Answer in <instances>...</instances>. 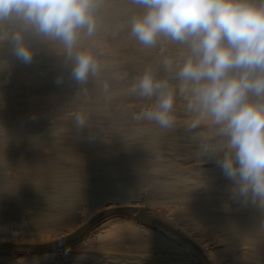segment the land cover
Segmentation results:
<instances>
[{
    "label": "clouds",
    "instance_id": "9594fccd",
    "mask_svg": "<svg viewBox=\"0 0 264 264\" xmlns=\"http://www.w3.org/2000/svg\"><path fill=\"white\" fill-rule=\"evenodd\" d=\"M130 47L138 58H118ZM38 54L74 86L75 140L110 143L122 124L182 133L222 170L224 210L264 221V0H0V77Z\"/></svg>",
    "mask_w": 264,
    "mask_h": 264
},
{
    "label": "bare ground",
    "instance_id": "6f19581e",
    "mask_svg": "<svg viewBox=\"0 0 264 264\" xmlns=\"http://www.w3.org/2000/svg\"><path fill=\"white\" fill-rule=\"evenodd\" d=\"M139 55L131 47L117 51L118 58H138ZM38 57L47 66L43 75L29 72L24 75L23 72L25 78L21 80L17 73L11 72L2 80L11 81L15 85L13 89L7 88L0 79V96L13 110L14 133L22 143L10 148L14 150L11 165L6 164L9 160L4 152L6 149L0 148V168L10 165L12 170L9 178L5 176L6 180L0 182V245L52 242L72 233L101 210L136 207L182 234L209 264H217L213 256L219 257L220 248L221 252L226 251L222 257L227 256L229 264L232 261L264 264V221L259 218V211L235 204L230 210H224L226 201L220 200L219 195L225 192L228 181L214 163L200 165L190 154L182 133L165 137L153 126L135 128L122 124L116 128L118 136L110 143L100 138L92 143L75 140L71 132V114L80 104L71 99L74 86L55 82L58 68L54 66V57L45 54H38ZM31 94L39 97L26 100ZM27 116L29 118L25 119ZM24 127L37 131L23 136L26 134ZM177 150H182L193 162L184 170L191 178L178 173L171 175L172 171L163 164L161 153ZM218 181L221 187L216 186ZM49 194L54 196L49 197ZM156 195L184 209L193 221L203 225L202 228H210L212 242L207 243L209 246H201L203 241L198 242L175 222L138 204L141 199ZM97 208L99 210L85 217ZM12 214L16 215V221L5 222ZM81 218H84L82 224L61 236L41 238L44 233L57 230L60 225L77 223ZM15 231H22L21 238H12ZM197 236L201 240L205 234L199 231ZM106 245L114 249L128 245L142 252L158 248L187 257L189 264H201L175 241L126 214H118L117 218L85 232L77 242L52 252L15 253L11 259L3 256L11 254H0V264H33L37 257L41 258V264H59L76 258L86 260L92 250Z\"/></svg>",
    "mask_w": 264,
    "mask_h": 264
},
{
    "label": "rangeland",
    "instance_id": "374dc122",
    "mask_svg": "<svg viewBox=\"0 0 264 264\" xmlns=\"http://www.w3.org/2000/svg\"><path fill=\"white\" fill-rule=\"evenodd\" d=\"M33 66H35V68ZM46 71H47V66H45V63L41 61L38 55L35 57L34 62L30 65H25L23 63H20L19 61H13V66L11 69V72L17 73V75H19L18 78L21 80L25 78L24 75H26V73L28 72L36 76H39V75L41 76ZM22 73L24 75H22ZM3 78L4 77H0L1 80ZM4 81L5 80H2L1 82L4 83L7 88L13 89L15 87V85L11 81H6V82ZM37 97H39L38 94H31L28 98H26V100H33ZM2 100L3 102L2 104H0V148L4 146V148L6 149L4 152L6 153V157L9 159L7 160L6 164L10 163L11 165L12 164L11 158L13 157L14 150L10 148L19 147L22 145V143L20 141L21 139L19 140V138H17V136H15L16 134L14 133V130H15L14 122L16 118L13 115L14 114L13 110L11 107L8 106V104L6 103L7 101H4V99ZM5 106H8V107H5ZM3 107L5 108V110ZM7 115L8 117H6ZM27 118H29V116H27L25 119ZM23 129H26V134H23V136H31L32 134H34V132L37 131V129H34L33 127H24ZM27 130L29 131L27 132ZM165 137H168V136L165 135ZM161 157L163 158L161 159L163 164L168 169H170V171H172L171 175L178 173L180 175H184L185 177L191 178V175L187 174V172H185L184 170L186 168H189L191 165H193V162L190 159H188L185 154H183L182 150L166 151L165 153L164 152L161 153ZM161 157L159 156V159ZM10 165H4L0 168V176H1L0 182L1 180H4V181L6 180L5 176L7 179L9 178L12 172L11 168H9ZM216 186L221 187L222 183L218 181L216 182ZM51 195L54 196V194H51ZM51 195L49 197H51ZM219 198L220 200L227 201L228 200L227 193L226 192L221 193L219 195ZM151 199H145V198L141 199L140 203L138 204L141 207H147V208L153 209L158 214L166 216L171 221L175 222L180 227L188 231L193 237L198 239L199 240L198 242L203 241V242H200L201 244L199 243L201 246L202 245L207 246V243L212 242V240L210 241V238L212 236H210L211 234L208 233L210 228H208L209 230L206 227L202 228L203 225H201V223L198 222L197 220L193 221L184 209H180L179 207L175 206L171 201L161 200L160 196L158 195H156L155 197ZM97 210H99V208L94 209L90 214L85 215V217L92 215ZM117 216L118 215L105 218L102 221L95 224L90 229L94 230L95 228H97L99 224H102L103 222L107 220L111 221L117 218ZM16 219H17L16 215L12 214L4 221L9 223V222H15ZM83 221H84V218H81L79 222L74 223L72 225H60L57 228V230L55 229L53 231L44 233V235H42L41 238H50V237H55V236L59 237L65 232H67L68 230L79 226L80 224H82ZM111 225L112 223H110V226ZM199 231H202L205 234V236L201 240H200V236L199 237L197 236V233H199ZM21 234H22V231H15L12 234L14 235L12 238H21ZM0 235H2V233H0ZM78 240H76L75 242H77ZM221 250L222 248L219 249L220 251L219 257L217 256L215 257V255L214 256L212 255L214 257V260L216 261L217 264H229L227 261L228 257L227 256L222 257L226 253V251L224 250L223 252H221ZM92 251L93 252L91 256L89 257V259L83 260V259L76 258L70 262L62 261L59 264H66V263L68 264H189L187 257H179L170 251L165 252V251L159 250L158 248H154L148 252H142V251L132 250L128 247V245L124 246V248H121V249H114L111 246L106 245V246H100L99 248L94 249ZM3 256L7 259L8 258L11 259V258H14L16 254L3 255ZM230 264H237V263L235 261H232Z\"/></svg>",
    "mask_w": 264,
    "mask_h": 264
},
{
    "label": "water",
    "instance_id": "95a60500",
    "mask_svg": "<svg viewBox=\"0 0 264 264\" xmlns=\"http://www.w3.org/2000/svg\"><path fill=\"white\" fill-rule=\"evenodd\" d=\"M118 214H126L138 221L147 224L159 231L163 235L175 241L182 248L187 250L191 255H193L201 264H209L202 253L182 234L175 231L169 227L164 222L156 219L155 217L149 215L141 208L136 207H115L108 208L99 211L93 215L85 224L80 226L78 229L72 233L52 242L38 244V245H0V254H15V253H46L58 250L64 246L79 239L85 232H87L91 227H93L98 222L105 218L115 216Z\"/></svg>",
    "mask_w": 264,
    "mask_h": 264
}]
</instances>
